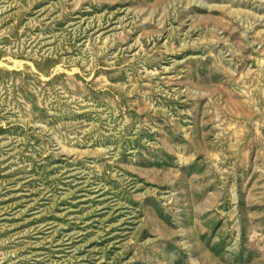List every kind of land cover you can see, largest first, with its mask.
<instances>
[{
  "label": "rangeland",
  "instance_id": "374dc122",
  "mask_svg": "<svg viewBox=\"0 0 264 264\" xmlns=\"http://www.w3.org/2000/svg\"><path fill=\"white\" fill-rule=\"evenodd\" d=\"M0 264H264V0H0Z\"/></svg>",
  "mask_w": 264,
  "mask_h": 264
}]
</instances>
